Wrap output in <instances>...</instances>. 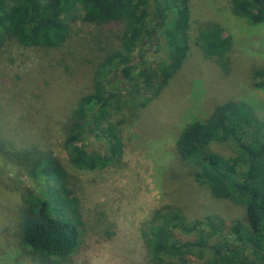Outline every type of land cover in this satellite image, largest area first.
Wrapping results in <instances>:
<instances>
[{
  "label": "rangeland",
  "instance_id": "rangeland-1",
  "mask_svg": "<svg viewBox=\"0 0 264 264\" xmlns=\"http://www.w3.org/2000/svg\"><path fill=\"white\" fill-rule=\"evenodd\" d=\"M214 25L229 37L227 71L205 58L195 41L200 27ZM68 26L69 39L59 48L22 47L14 39L0 48V264H148L145 246L155 240L151 227L158 210L178 213L189 226L207 216L228 226L242 222L241 207L215 198L219 191L196 184L189 171L180 169L174 142L186 125L203 122L226 102L247 103L264 120V87L257 88L253 76L264 69V25L233 15L230 0H190L188 44L179 49L186 57L172 74L157 70V63L169 62V52L164 31L156 28L159 35L144 40L133 54L142 78L132 81V91L123 90L124 106L116 118L123 120L117 135L120 158L94 172L70 164L62 125L77 100L101 81L98 66L119 49L123 25L86 23L76 14ZM81 147L107 152L104 141L96 139L77 144L74 151ZM39 157L59 162L68 199L78 203L80 245L69 261L34 256L22 245L26 196H42L48 186L44 178L32 176ZM52 186L64 197L58 182ZM50 209L55 214L58 207L50 203ZM64 211L71 216L67 207ZM182 262L206 264L184 252L168 264Z\"/></svg>",
  "mask_w": 264,
  "mask_h": 264
},
{
  "label": "trees",
  "instance_id": "trees-1",
  "mask_svg": "<svg viewBox=\"0 0 264 264\" xmlns=\"http://www.w3.org/2000/svg\"><path fill=\"white\" fill-rule=\"evenodd\" d=\"M230 6L233 15L248 24L264 25V0H230ZM76 14L86 23L123 25L119 49L98 66L101 81L97 79L94 90L77 100L62 125L70 164L94 172L120 158L117 135L123 120L116 118L124 106L123 90L132 91V81L142 78L133 54L144 40L159 35L156 28L164 31L169 52V62L157 63V70L172 74L181 68L186 56L179 49L188 44L190 0H0V48L12 39L22 47H62L70 36L68 20ZM228 38L215 25L200 27L195 38L203 56L222 71H227ZM253 74L255 86L264 87V69ZM69 138L76 141L68 142ZM91 139L104 141L107 152H87L83 147L74 151L77 144ZM215 145L233 154L215 152L211 148ZM174 146L180 169L189 171L196 184L219 191L215 198L241 207L244 219L228 226L217 216H207L189 226L178 213L158 210L151 227L155 240L145 246L148 264L173 263L180 252L205 259L206 264H264V120L247 103L226 102L203 122L186 125ZM32 176L44 178L48 186L42 196L32 192L26 196L22 245L34 256L69 261L78 251L77 227L82 223L77 200L68 199L65 172L58 161L39 157ZM57 182L65 194L62 198L52 186ZM50 203L58 207L55 214Z\"/></svg>",
  "mask_w": 264,
  "mask_h": 264
}]
</instances>
